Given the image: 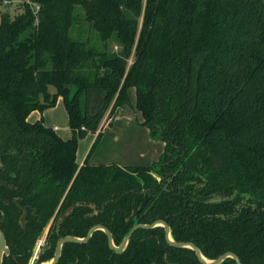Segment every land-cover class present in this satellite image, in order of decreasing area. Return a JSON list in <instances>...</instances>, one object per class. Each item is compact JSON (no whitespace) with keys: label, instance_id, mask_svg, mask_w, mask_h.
Returning <instances> with one entry per match:
<instances>
[{"label":"trees","instance_id":"trees-1","mask_svg":"<svg viewBox=\"0 0 264 264\" xmlns=\"http://www.w3.org/2000/svg\"><path fill=\"white\" fill-rule=\"evenodd\" d=\"M30 1L37 17L22 3L0 22L3 264H31L47 229L34 264L95 225L120 246L136 224L158 220L208 260L232 252L264 264V0ZM81 25L85 41L73 36ZM132 88L163 154L151 165L90 163L106 116L134 107ZM60 97L67 140L43 118L29 120ZM97 133L80 165L79 141ZM215 194L228 198L209 202ZM58 264L202 263L159 226L136 231L122 254L98 230L85 244H65Z\"/></svg>","mask_w":264,"mask_h":264},{"label":"rangeland","instance_id":"rangeland-1","mask_svg":"<svg viewBox=\"0 0 264 264\" xmlns=\"http://www.w3.org/2000/svg\"><path fill=\"white\" fill-rule=\"evenodd\" d=\"M4 1L16 4L7 8L0 6V22L1 15L4 12L9 11L12 17L18 14L22 4L19 3L23 0ZM87 28L86 25L79 26L73 32L74 38L82 41L87 40L89 38ZM114 50H117L116 46H114ZM132 63L133 59L130 61V64ZM129 95L134 107L124 106L118 108L116 114L111 117V119L114 118L113 122H109L110 118H108V115L106 116L104 127H100L101 130L103 129L102 137L90 156V163H110L117 160L131 166L151 165L158 161L163 154L165 148L163 141L152 139L149 130L142 126L141 113L135 108V88L130 89ZM38 118H43V121L49 126L56 125L60 127L63 130L61 133L64 137H69L72 133L69 127V116L61 97L54 107L45 110L43 113L34 111L29 120L35 122ZM95 136L96 134H89L79 141L77 155L79 162L88 156L96 140Z\"/></svg>","mask_w":264,"mask_h":264},{"label":"water","instance_id":"water-1","mask_svg":"<svg viewBox=\"0 0 264 264\" xmlns=\"http://www.w3.org/2000/svg\"><path fill=\"white\" fill-rule=\"evenodd\" d=\"M227 197H224V196H221V195H215L212 199V201H221V200H224L226 199ZM64 218H61L58 225H60V223H62ZM22 226L25 227V217L22 218ZM157 226H162L164 227L165 229V237H166V240L167 242L171 245V246H174L176 248H189L191 250H193L198 258V260L202 263V264H222L226 259L228 258H232L236 261L237 264H242L240 258L232 253V252H228V253H225L223 255H221L220 257H218L217 259L215 260H208L206 259L201 250L193 243H190V242H176L172 239L171 237V229H170V226L167 222L165 221H162V220H159L153 224H150V225H139V226H136L135 228H133V230L126 236V238L124 239L123 243L121 244V246L117 247L115 244H114V241H113V235L111 233V231L105 227V226H102V225H97L95 227H93L89 233L87 234V236L83 239L81 238H76V237H65V238H61L58 243H57V246H56V250H55V256L53 258L52 261H50L49 263L47 264H58V262L60 261V258H61V253H62V247L66 244V243H86L90 240V238L92 237V235L94 234L95 231L97 230H102L106 233L108 239H109V247L116 251L117 253H122L126 247L128 246L130 240H131V237L133 235V233L139 229V228H145V229H152L154 227H157ZM10 254V250L9 248L7 247V244H6V239H5V235H4V232L2 231V229L0 228V264H3V256L4 255H9Z\"/></svg>","mask_w":264,"mask_h":264},{"label":"flooded vegetation","instance_id":"flooded-vegetation-1","mask_svg":"<svg viewBox=\"0 0 264 264\" xmlns=\"http://www.w3.org/2000/svg\"><path fill=\"white\" fill-rule=\"evenodd\" d=\"M163 143H164V142H163ZM164 144H165V143H164ZM164 149H165V148H164ZM215 195H221V196L227 197V195H225V194H215ZM215 195L211 196V198L209 199V202L212 201V199H213V197H214ZM227 198H228V197H227ZM227 198H226V199H227ZM0 199H3L1 195H0ZM226 199H224V200H226ZM217 201H218V200H217ZM221 201H222V200H221ZM158 221H159V220H158ZM156 222H157V221H156ZM154 223H155V222H154ZM152 224H153V223H152ZM139 225H150V224H136L133 228H135L136 226H139ZM95 226H97V225H95ZM95 226H93V227H95ZM93 227H92V228H93ZM157 227H159V226H157ZM24 228H25V227H24ZM92 228H91V229H92ZM133 228L131 229V231L133 230ZM154 228H156V227H154ZM91 229H90V230H91ZM152 229H153V228H152ZM90 230H89V231H90ZM138 230H151V229L139 228V229H137L136 231H138ZM89 231H88V233H89ZM97 231H98V230H97ZM131 231H130V232H131ZM136 231H135V232H136ZM95 232H96V231H95ZM95 232H94V233H95ZM130 232H129V233H130ZM135 232H134V233H135ZM88 233H87V234H88ZM129 233H128V234H129ZM134 233H133V235H134ZM48 234H49V229H47V230L45 231V233L43 234L42 238L39 240L38 245H37V248H36V250H35V255H34V258H33V261H32L31 264H34V261H35L37 255H38V253H39L41 250H43V249H47V248H48V240H47ZM128 234H127V235H128ZM133 235H132V236H133ZM86 236H87V235H86ZM86 236H85V237H86ZM92 236H93V235H92ZM68 237H71V236H68ZM85 237H84V238H85ZM63 238H65V237H63ZM91 238H92V237H91ZM91 238H90V239H91ZM107 238H108V237H107ZM125 238H126V237H125ZM125 238H124V239H125ZM131 238H132V237H131ZM81 239H83V238H81ZM89 241H90V240H89ZM89 241H88V242H89ZM123 241H124V240H123ZM130 241H131V240H130ZM86 243H87V242H86ZM122 243H123V242H122ZM129 243H130V242H129ZM66 244H67V243H66ZM76 244H85V243H76ZM108 244H109V239H108ZM114 244H115V243H114ZM128 245H129V244H128ZM56 246H57V245H56ZM120 246H121V245H120ZM117 247H119V246H117ZM109 248H110V247H109ZM126 248H127V247H126ZM110 249H111V248H110ZM111 250H112V249H111ZM113 251H114V250H113ZM114 252H116V251H114ZM123 252H124V251H123ZM123 252H122V253H123ZM116 253H117V252H116ZM122 253H118V254H122ZM58 263H59V262H58Z\"/></svg>","mask_w":264,"mask_h":264},{"label":"built area","instance_id":"built-area-1","mask_svg":"<svg viewBox=\"0 0 264 264\" xmlns=\"http://www.w3.org/2000/svg\"><path fill=\"white\" fill-rule=\"evenodd\" d=\"M23 2H24V0H23L22 2H20L19 4H21V3H23ZM24 3H26V4H28V5L30 6V8H31V10L33 11L34 15L37 17L38 14H39V12H40V10H41L40 6H39L38 4H34V3H32L30 0H25ZM15 4H16V3H11L10 1H4V2L2 3L3 7H5V8H7V7L11 6V5H15ZM105 121H106V119H104L101 128L104 127V122H105Z\"/></svg>","mask_w":264,"mask_h":264},{"label":"crops","instance_id":"crops-1","mask_svg":"<svg viewBox=\"0 0 264 264\" xmlns=\"http://www.w3.org/2000/svg\"><path fill=\"white\" fill-rule=\"evenodd\" d=\"M116 112H117V111H115L114 114H116ZM39 119H41V118H38L37 120H39ZM113 119H114V118H113ZM113 119L110 118V119H109V122H113V121H112ZM33 120H35V119H33ZM37 120H36V121H37ZM36 121H35V122H36ZM142 121H143V120H142ZM44 124H45L46 126H48V127H51V128H53V129H55L56 132H57V133H58L63 139H65V140L70 139V138L72 137V133H71V135H70L69 137H64V135H62V133H61L63 130H62L60 127L56 126V125H55V126H54V125L49 126V125H47L45 122H44ZM112 124H113V123H112ZM102 130H103V129H102ZM99 131H100V130H99ZM97 135H98V133H97L96 136H95L96 138H97ZM96 138H95V139H96ZM85 159H86V158H85ZM85 159L82 160L81 162L78 161V162L80 163V165H83ZM110 163H118V164H120V165H122V166H128L127 164H124V163H122V162H120V161H117V160H116V161H111Z\"/></svg>","mask_w":264,"mask_h":264}]
</instances>
